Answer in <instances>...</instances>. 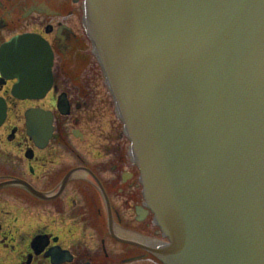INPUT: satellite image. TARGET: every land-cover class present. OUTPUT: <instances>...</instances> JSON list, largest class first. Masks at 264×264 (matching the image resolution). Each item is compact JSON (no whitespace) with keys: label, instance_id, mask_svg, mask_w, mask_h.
<instances>
[{"label":"water","instance_id":"1","mask_svg":"<svg viewBox=\"0 0 264 264\" xmlns=\"http://www.w3.org/2000/svg\"><path fill=\"white\" fill-rule=\"evenodd\" d=\"M83 25L169 240L150 250L164 264H264V0H83ZM52 65L38 34L0 46L16 97L46 95ZM27 116L51 134V112Z\"/></svg>","mask_w":264,"mask_h":264},{"label":"flooded vegetation","instance_id":"2","mask_svg":"<svg viewBox=\"0 0 264 264\" xmlns=\"http://www.w3.org/2000/svg\"><path fill=\"white\" fill-rule=\"evenodd\" d=\"M35 33L53 83L16 97L0 70V264H164L168 238L148 206L112 94L83 25V0H0V46ZM62 98V113L59 100ZM53 115L50 135L27 112Z\"/></svg>","mask_w":264,"mask_h":264},{"label":"rangeland","instance_id":"3","mask_svg":"<svg viewBox=\"0 0 264 264\" xmlns=\"http://www.w3.org/2000/svg\"><path fill=\"white\" fill-rule=\"evenodd\" d=\"M148 264H150V263H148ZM157 264V263H156Z\"/></svg>","mask_w":264,"mask_h":264}]
</instances>
